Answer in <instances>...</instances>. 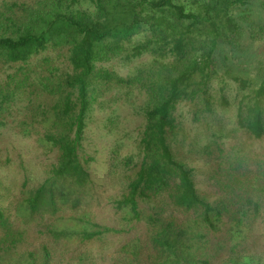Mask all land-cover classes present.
Here are the masks:
<instances>
[{
	"label": "trees",
	"instance_id": "1",
	"mask_svg": "<svg viewBox=\"0 0 264 264\" xmlns=\"http://www.w3.org/2000/svg\"><path fill=\"white\" fill-rule=\"evenodd\" d=\"M251 1L0 3V129L13 107L27 100L18 127L56 153L40 185L25 180L17 200L7 207L0 202V264H51L47 245L35 250L27 245L36 226L41 235L83 243L121 232L94 221L89 160L81 156L93 106L111 87L135 88L146 96L137 152L112 150L107 170L109 186L123 185L113 200L120 220L146 228L143 238L120 248V264H264V235L258 233L264 225V161L253 163L244 146L226 149L217 138L204 144L200 153L223 178L219 196L208 200L174 145L175 112L184 102L196 106L195 122L233 107L236 131L264 140V80L234 76V96L216 87L217 51L241 35L233 10ZM144 56L150 62L126 78L98 66ZM168 209L194 215L193 227L177 223ZM224 230V250L208 248L209 233Z\"/></svg>",
	"mask_w": 264,
	"mask_h": 264
},
{
	"label": "rangeland",
	"instance_id": "2",
	"mask_svg": "<svg viewBox=\"0 0 264 264\" xmlns=\"http://www.w3.org/2000/svg\"><path fill=\"white\" fill-rule=\"evenodd\" d=\"M4 1L10 0H0V3ZM262 1L252 0L246 7L233 10L232 15L241 27V35L232 44H221L217 51L219 75L216 87L218 89L224 86L232 96L236 94V86L232 81L234 76L251 78L257 82L264 80ZM261 29L263 31L259 32ZM150 60V57L144 56L141 60L127 64L118 57L98 66L113 75L126 78L136 74V70ZM145 100V94L135 88L107 89L93 106L82 145L81 156L89 160L87 166L91 174V211L94 221L121 232L109 234L92 243H83L78 239L67 241L41 235L38 233L41 227H33L27 238V245L33 246V250L42 244L47 245L51 252V264H120V248L127 242L146 235L143 224L125 226L120 220L113 207V200L121 193L123 185L109 186L107 181L112 150L120 149L124 155L131 151L137 152L138 141L144 129L142 110ZM26 103L27 100H23L16 104L13 113L5 119V126L0 129V202L4 207L20 197L19 189L25 180L31 187L40 185L45 178L46 168L56 159L54 151L40 145L36 136L25 137L18 127L19 122L24 119L22 109ZM194 110L196 106L186 102L178 105L175 115L179 132L174 138V145L178 158L194 169V179L200 194L208 200H215L222 189L223 178L216 174L214 162H209L200 153L201 147L217 138L224 142L226 149L235 145L244 146L247 152L253 153L251 157L255 163V160L264 161V140L254 141L248 139L242 131H236L233 107L223 111L218 109L214 116L207 115L199 122L193 119ZM141 209L146 213L151 212L147 205H141ZM167 212L183 227H193L194 215L172 209ZM18 220L17 216H12V221L17 225ZM259 228L258 233L264 235V225L261 224ZM45 232L43 230L42 234ZM225 238V230L209 233L207 247L215 251L222 246L223 251L227 244ZM220 256L216 257L217 260L221 259Z\"/></svg>",
	"mask_w": 264,
	"mask_h": 264
}]
</instances>
